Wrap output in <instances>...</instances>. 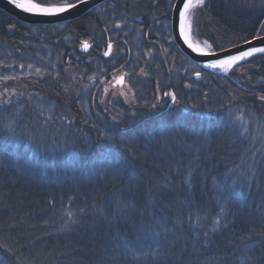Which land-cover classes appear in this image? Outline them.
Here are the masks:
<instances>
[{"label": "trees", "instance_id": "trees-1", "mask_svg": "<svg viewBox=\"0 0 264 264\" xmlns=\"http://www.w3.org/2000/svg\"><path fill=\"white\" fill-rule=\"evenodd\" d=\"M174 1L136 0L133 6V0H108L73 21L54 24H26L0 9V94L9 93L0 99L13 101L11 107L0 106V118H6L0 119V156L11 164L0 169V222L14 223L24 217L11 230L22 237L19 243L4 229L0 244L20 248L27 244L23 237L41 238L40 243L20 248L25 264H111L107 257L113 254L117 231L121 239L135 238L131 224L114 222L117 201L135 206L136 223L141 211L145 216L156 212L174 217L182 207L183 227L177 234L187 239L193 232L207 233L205 247L185 253L184 264H234L248 252L246 244H253L252 254L264 251L253 243L259 237L246 239L251 229L261 230L264 196L257 186L264 189V175L252 184L244 180L250 175L253 152L258 153L257 172H264L260 159L264 156V102L259 100L264 95V54L236 64L227 75L199 67L173 42L169 3ZM249 3L259 0H207L200 27L192 24V40L207 41L210 51H220L242 43L240 38L249 33L241 29H252L255 35L253 23L260 25L254 16L249 18ZM195 15L192 10L190 21ZM9 24L15 28L9 30ZM109 40L113 50L105 57ZM85 42L89 48L84 50ZM50 72L61 76L53 79ZM116 72L124 77L122 86L114 83ZM196 72H201L200 78ZM85 85L89 86L86 95ZM165 91L175 92L180 103L174 105L164 97L153 109L156 97ZM133 95L138 97L135 102ZM168 113L177 127L161 138L153 133L159 132L161 118ZM62 115L73 120V132L90 136V145L76 141L67 147H37L23 135L25 127L48 120L49 136L59 131L63 140L67 128L60 123ZM8 121L16 135L8 134ZM100 131L116 133L113 140L125 156L117 164L119 171L107 176L89 175L85 164L107 143L97 140ZM121 141L128 142L132 154L120 148ZM68 151L79 156L81 167L75 171L65 163ZM221 192L228 201L224 212ZM69 196L74 201L69 210L95 201L108 218L95 216L90 209L79 229L57 231ZM49 199L55 200V208L47 206ZM45 231L53 235L45 236ZM180 247L178 243L177 250ZM118 264H144V259L125 256L121 250Z\"/></svg>", "mask_w": 264, "mask_h": 264}, {"label": "snow or ice", "instance_id": "snow-or-ice-1", "mask_svg": "<svg viewBox=\"0 0 264 264\" xmlns=\"http://www.w3.org/2000/svg\"><path fill=\"white\" fill-rule=\"evenodd\" d=\"M89 0H62L60 3H42L39 0H9V3L13 5L16 9L21 10L24 13L31 14L34 16H44V17H54L62 19L61 14L70 13L72 10L77 9L80 6L87 5ZM156 3V0H153V4ZM136 5V0H133V6ZM169 7L174 10V31L178 29V36L182 38L184 44L187 45L188 49H191L192 52L197 53L200 56L205 57V62L203 64L204 68L210 69H221L224 72H228L234 65L239 61H244L245 58L253 57L254 54H264V20H260V16H264V0H259V3H249L247 7L249 8V18L251 19L253 16L255 20L259 21V27H255L253 23V28L256 32L255 35H252V29H241L242 31H246L249 33L248 36L242 37V45H233V48L229 49H221L220 52H205L203 48L199 45L194 44L189 39L188 32L192 28V24H196L197 28L200 27L199 17L203 12V9L207 7V0H176V3H169ZM190 10H196V15L191 19V23H189L188 13ZM166 18V17H165ZM159 23V21H156ZM187 25V30H186ZM119 27V25H117ZM9 30L15 28V25L9 24ZM107 31V29H105ZM205 44L208 48H211L212 45L208 44L205 41ZM246 47V50H245ZM84 49H88L89 45L87 42L83 44ZM233 49L235 54H233ZM113 50V43L111 40L107 43V50L103 52V56L110 57ZM261 59H264V55L261 56ZM127 65H122V67H126ZM10 67V66H5ZM20 69L24 68L23 64L19 65ZM31 67V65H29ZM37 72L40 69L36 70ZM68 70L65 69V72ZM101 72H104L105 69H100ZM143 75H147L146 72L141 70ZM129 78V83H131L132 72L129 71L127 74ZM49 76H52L53 79H59L61 73L56 72L55 74L49 73ZM195 76L197 78L201 77V72H196ZM7 79V77H6ZM11 79H16L15 76L11 77ZM75 81L76 77L73 76L71 78ZM124 77H119L118 81L123 82ZM93 87H98V85H92ZM88 85H85L83 90V94H87ZM107 91V89H105ZM0 95H9L7 90L3 94ZM11 95H17V93L13 92ZM19 95H23L20 93ZM32 93H29V98H32ZM38 96L39 93H36ZM80 95L77 94V103H80ZM169 98L172 104H179L180 101L177 98V95L173 91H165L162 93V96L158 95L156 97V102L151 105L153 109H155L158 105L163 102L162 98ZM133 101L135 102L138 97L133 95ZM259 100L264 102V95L259 96ZM147 104V102H145ZM239 103V101H237ZM13 105V101L11 99H0V106L11 107ZM223 108V105H221ZM231 112V109H229ZM43 115V113H41ZM171 113H168L167 116H162V127L159 129V132H154L153 134L159 135L161 138H165L167 133L172 129L177 127V124L169 119ZM6 119V118H0ZM50 119V118H49ZM60 123L66 125L67 131L63 133V140L60 139V132L57 131L49 136L48 132V120L41 121L37 127L29 128L25 127L23 131V135L27 136V138L36 143L37 147H52L59 148L61 145L67 147L70 143L75 144L76 141L81 142L83 145L88 146L91 144L90 136H81L79 133L73 132L72 124L73 120L68 119L67 115L60 116ZM246 123V122H245ZM2 127V125H0ZM7 132L9 135H16L15 127L13 126L11 121L7 123ZM111 131V130H110ZM71 133V139L70 134ZM116 133L100 131L97 136L98 141H106L107 143H103L100 145L101 151L92 156L88 161L85 162L87 168L89 169V175H105L107 176L109 172L116 173L119 171L117 164L120 161L125 159L124 153L121 152L115 145V141L113 140V136ZM37 137H40L38 140ZM127 143L125 141H121L120 148H125L126 151L132 154V148L127 147ZM257 152H253L252 158L249 161V172L250 175H246L244 180L246 183L252 184L257 181L258 175H264V172H257ZM65 163L73 170H77L81 167V162L78 154L75 151H68L65 153ZM264 161V156L260 158ZM11 167V164L3 157L0 156V169ZM168 183H171L169 181ZM167 188V183L162 186L161 194H164V190ZM257 190L261 191L262 196H264V189H260L259 185L257 186ZM107 200L108 197H105ZM220 199L222 201L221 204V212H224V207L228 204L227 199L224 197L223 192H221ZM69 204L65 207V211L63 212V223L57 231L59 232H72L74 230L79 229L81 226L85 224L84 218L89 214V210L95 216H103L105 219L108 218L107 213L101 210H98L97 204L93 201L92 205H86L84 207H79L76 210H69L74 203L73 197H68ZM49 208H55L56 202L54 199H49L46 202ZM61 205L63 206V198L61 199ZM135 206L122 203L120 201L116 202V207L114 209V222L119 223V221H124L126 223L131 224L133 232L135 233L134 240L121 239L119 237V232L117 231V235L115 237L116 243L112 248V255L107 257V260L111 262V264H118L120 260V251L123 250V254L125 256L131 254L134 259H144V264H184L185 261V253L191 252H200L206 245L207 233L205 232L201 235L199 232H193L187 239H184L181 235L177 234V229H181L183 227V208H179L178 215L174 217H169L166 214H157L156 212H149L147 216H145V212H140V221L139 223L134 222V214H135ZM24 221V217L20 218V221H16L14 223H8L7 221L0 222V230L8 229L9 237L15 238L17 243L22 238L19 234L13 233L11 230L14 229L17 224ZM189 222H191V213H189ZM45 225L48 224V221L45 220L43 222ZM220 217L217 216L215 219V225L219 226ZM31 227H36L32 225ZM94 227V225H92ZM260 231H255V228L250 230V233L246 239L251 240L253 236L259 237L258 241H253L254 244H258L261 249H264V213L260 216ZM53 233L45 231V236H51ZM23 239H27V244H21L20 248H29L31 245L35 243H40L41 238H28L23 237ZM181 244L179 250H177V244ZM245 247L248 249V252L243 257H237L234 264H264V251H261L259 255L252 254L255 250L253 248V244H246ZM20 248L10 245L7 243L0 244V264H25L22 259V255L20 254ZM72 250L69 249V252ZM150 258V259H149ZM28 264H33V261H29Z\"/></svg>", "mask_w": 264, "mask_h": 264}, {"label": "water", "instance_id": "water-1", "mask_svg": "<svg viewBox=\"0 0 264 264\" xmlns=\"http://www.w3.org/2000/svg\"><path fill=\"white\" fill-rule=\"evenodd\" d=\"M108 0H89L87 5L80 6L75 10H72L70 13L66 14H61L62 19L60 18H54V17H44V16H34L31 14H27L22 12L19 9H16L13 5L9 3V0H0V9L3 10L4 12L8 13L10 16L14 17L15 19L19 20L20 22H24L26 24H54V23H60V22H65V21H70L73 19H76L77 17H80L81 15L85 14L87 11L91 10L95 6L104 3ZM176 3V0L174 1ZM174 10H171V17H170V31L172 35V39L174 44L176 45L177 48H179L180 52L185 55L187 58H189L191 61H193L196 65L199 67L205 69V70H210V71H216L218 73H224L225 75L228 74V72H224L221 69H210V68H204L203 64L205 62V57L198 55L197 53H194L191 51V49L187 48V45L184 44V41L182 38H179L178 36V29L174 31ZM239 45H242L239 44ZM233 48V47H230ZM84 49V48H83ZM229 49V48H226ZM85 50V49H84ZM246 50V47H245ZM221 51V50H220ZM220 51H208L205 50V52H220ZM233 54H235V51L233 49ZM248 58H245V60ZM242 61L237 62L240 63ZM118 84H121V82L118 81Z\"/></svg>", "mask_w": 264, "mask_h": 264}, {"label": "rangeland", "instance_id": "rangeland-1", "mask_svg": "<svg viewBox=\"0 0 264 264\" xmlns=\"http://www.w3.org/2000/svg\"><path fill=\"white\" fill-rule=\"evenodd\" d=\"M194 2H195V0H194ZM191 11L192 10H190V12L188 13V16H189V23H191V21H190V13H191ZM190 36H191V34H190ZM191 39H192V37H191ZM195 44H198L201 48H203L204 50H208L209 51V49H208V47L205 45V44H203V43H200V42H198V41H196V40H192ZM235 66V65H234ZM230 70V69H229ZM229 70H228V72H229ZM115 84L116 85H118V86H122L123 85V82L121 83V84H118V82H117V79L119 78V77H122L121 76V74L119 73V72H116L115 73ZM124 80V79H123Z\"/></svg>", "mask_w": 264, "mask_h": 264}, {"label": "bare ground", "instance_id": "bare-ground-1", "mask_svg": "<svg viewBox=\"0 0 264 264\" xmlns=\"http://www.w3.org/2000/svg\"><path fill=\"white\" fill-rule=\"evenodd\" d=\"M193 2H194V0H193ZM186 30H187V25H186ZM188 34H189V39L192 41V39H191V36H190V31L188 32ZM193 42V41H192ZM194 43V42H193ZM195 44V43H194ZM198 45V44H197Z\"/></svg>", "mask_w": 264, "mask_h": 264}]
</instances>
